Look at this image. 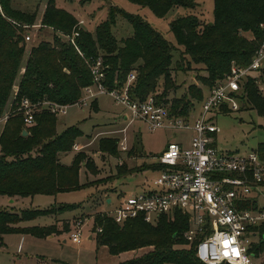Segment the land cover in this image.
<instances>
[{"label": "trees", "instance_id": "1", "mask_svg": "<svg viewBox=\"0 0 264 264\" xmlns=\"http://www.w3.org/2000/svg\"><path fill=\"white\" fill-rule=\"evenodd\" d=\"M12 0H0V196L26 197L36 194L56 195L72 191L88 184H81L80 169L85 165L96 171L90 157L84 152L75 155L71 164L62 161L61 155L70 151L76 139L82 135L77 126L58 133L56 115L46 109L35 113V125L26 127L24 117L18 112L17 101L28 98L33 103L50 101L73 105L83 95L85 86L92 83L87 59L102 55L107 69L109 87L115 80L124 83L130 71L137 73L133 93L144 100L154 96L157 102L170 103L173 116H189L192 100L203 98V87L193 83L180 97L169 98L171 90L178 88L172 75L174 54L182 46L184 62H177L178 69L191 70L192 64L201 66L207 75H196L204 86L212 87L230 72L235 62L248 65L264 39V0H214V22L203 23L193 13L171 22L176 43L168 40L159 30L138 14L111 6L108 20L99 24L95 32L79 28V20L69 11L59 8L55 0H49L43 13L41 26L51 27L53 40H42L33 45L27 60L26 28L35 24L36 15L13 9ZM150 8L164 17L173 7L195 9L196 0H129ZM118 14L133 26V35L119 43L112 32ZM58 31L74 38L75 43L62 40ZM251 32L253 38L245 33ZM79 48V50H78ZM82 53V54H81ZM22 77L18 81L20 72ZM264 79V71H263ZM164 90L157 92L159 82ZM18 83L14 104L7 111L10 98ZM246 100L264 116V93L254 79L245 84ZM7 116L6 120L5 117ZM27 130V134H23ZM99 148L118 155L119 139L102 138ZM134 147L129 151L133 152ZM264 158V142L257 150ZM35 152V155H33ZM132 154V153H131ZM146 165V166H145ZM152 170H160V163L143 164ZM118 165V174H128L133 168ZM146 168V169H147ZM257 209L258 203L248 201L240 206ZM76 207L68 205L67 208ZM52 209L0 210V240L9 233H32L47 236L56 226L21 227L23 221L53 213ZM101 213L95 217L94 231L98 246H108L110 253L118 255L142 247H152L143 255L120 260L116 264H206L200 261L193 246L188 245L184 232L189 227L187 215L175 212L173 217L161 216L156 224L141 218L129 220L120 226L111 217ZM69 229V223L64 225ZM262 238L256 251L263 255L264 224L260 227ZM187 247H178V246ZM189 246V247H188Z\"/></svg>", "mask_w": 264, "mask_h": 264}, {"label": "rangeland", "instance_id": "2", "mask_svg": "<svg viewBox=\"0 0 264 264\" xmlns=\"http://www.w3.org/2000/svg\"><path fill=\"white\" fill-rule=\"evenodd\" d=\"M48 1L12 0L11 4L15 10L34 13L36 15L35 24H39L42 22ZM196 3L198 5L195 9L182 6L173 7L164 17H159L150 8L129 0H55L57 7L71 12L79 21H84L82 26H78L79 28L83 27L95 32L99 24L108 20L110 8L114 5L127 12L140 15L175 44L177 43L171 31V22L178 17L193 13L203 23L211 24L214 22V0H196ZM54 31L51 27L31 29L32 39L26 41L23 63L27 60L33 45L42 40H53ZM58 32L62 40L71 42L68 39V34ZM112 32L116 40L121 43L124 38L132 36L134 30L132 24L124 16L118 14L115 23L112 25ZM245 35L251 39L254 36L251 32H246ZM177 47L178 51L175 52L173 59L172 75L178 88L176 91H170L169 98L183 96L193 83L203 87V98L200 100L191 99L193 104L188 119L193 124L194 118L200 115L202 103L210 91L209 86H204L195 77L197 74L207 75V72L197 64H192L193 69L191 70L178 69L177 62L183 63L185 59L181 55L183 47L179 45ZM100 53L106 55L102 51ZM21 77L22 71L18 81ZM260 79V87L264 93L263 76ZM17 87L18 83L14 87L7 111L14 104ZM157 88V92L164 90L163 80L159 82ZM19 103L20 101L16 103L17 110H19ZM240 104L239 110L230 113H218L214 118L219 128L216 133V144L222 150L245 153L253 149L258 150L259 144L264 142V116L259 114L257 109L246 99L241 100ZM122 110V107L115 104L112 97L101 95L90 100L88 106L70 105L65 115L57 117L58 133L63 132L68 127L77 126L82 135L76 139V142L82 145L87 142L91 144L78 152L72 148L63 153L61 156L64 163L71 164L77 153L84 152L90 157L96 171H91L84 162L80 169V181L81 184H85L86 180H89L88 184L77 190L60 192L58 195L36 194L18 197L13 203H10V199L7 197L0 196V210H46L55 207L56 211L53 213L23 221L19 226L26 228L56 226L57 229L47 236L20 232L4 235L2 241L0 240V264H116L126 258L141 256L152 249V247L147 246L113 255L108 246L103 245L106 251L97 254L96 236H93L94 238L91 240L89 236L95 226L97 215L105 213L106 210L112 214V211L119 206L123 198L150 188L147 181H152L158 173L152 169H146V165L141 168L142 165L156 163L158 155L169 142H179L188 146L192 131L168 128L151 131L143 121L135 120L127 127L126 132H116L127 124L120 116ZM4 124V121L0 122V133ZM124 137H127L129 151L134 147L132 154L128 151L120 152L115 156L99 148V140L102 138H116L119 139L120 143ZM119 158L123 160L125 168H133L134 170L128 174L119 175ZM107 196L112 200L111 204H105ZM257 197L259 198V208H264V194ZM68 205L76 207L72 206L73 208L66 209ZM91 216L94 217V221L88 220ZM78 220L83 222L82 238L80 243L73 244L70 236L74 228L73 230L71 228L75 226V222ZM68 222L71 223L69 229L64 227Z\"/></svg>", "mask_w": 264, "mask_h": 264}, {"label": "built area", "instance_id": "3", "mask_svg": "<svg viewBox=\"0 0 264 264\" xmlns=\"http://www.w3.org/2000/svg\"><path fill=\"white\" fill-rule=\"evenodd\" d=\"M83 24L81 20L78 26ZM24 27L25 39L29 41L31 29L37 27L35 24ZM261 27L264 29V23ZM68 39L75 43L72 36L68 35ZM87 64L92 83L84 87L82 97L74 104L88 106L90 100L109 95L125 111L129 123L141 120L151 131L160 128L192 131L188 146L169 142L158 155L157 163L164 167L152 181H147L149 189L123 198L112 214L108 210L105 213L117 224L124 225L136 218L155 224L161 216L173 217L179 211L188 217L189 227L184 238L194 247L200 261L206 264H261L263 255L255 249L261 242L260 227L264 224V208H259L257 197L264 194V158L255 149L239 153L219 148L216 144L219 128L214 118L218 113L240 109L249 79H254L263 92L260 77L264 71V39L248 65L234 62L230 72L210 87L201 113L194 118L193 124L189 122V116H173L170 103L157 102L152 95L144 100L135 96V71L128 73L124 83L115 80L109 87V65L103 56L87 59ZM69 106L47 100L33 103L23 98L18 111L24 117L25 126L31 127L35 125L37 111L46 109L58 117L65 115ZM73 148L79 150L80 146L75 143ZM119 149L127 151L126 137L120 141ZM248 201L257 202L258 208L240 206ZM111 203L112 200L105 199V204ZM82 227V220H78L71 232V240L76 244L81 242ZM100 231L102 229L98 228L95 233Z\"/></svg>", "mask_w": 264, "mask_h": 264}, {"label": "crops", "instance_id": "4", "mask_svg": "<svg viewBox=\"0 0 264 264\" xmlns=\"http://www.w3.org/2000/svg\"><path fill=\"white\" fill-rule=\"evenodd\" d=\"M36 25V27L37 28H40V27H42L41 25V23H39V24H35ZM120 116H121V118L127 123L125 126H124V128H122V129H120V130H117L116 132H126V129H127V127L128 126H130V124L131 123H129L128 122V120L126 119V117H125V111L124 110H122L121 111V113H120ZM127 138V137H126ZM121 141V140H120ZM76 143H78L79 144V146H80V149L79 150H75L74 148H73V150L74 151H76V152H78V151H81V150H83L84 148H86V147H88V146H90L91 144L90 143H84L83 145L82 144H80L79 142H76ZM164 150V149H163ZM129 151V146H128V149H127V151H121V149H120V152H128ZM61 159H62V156H61ZM119 160H120V158H119ZM63 161V160H62ZM64 162V161H63ZM66 164H68V163H66ZM123 164V163H122ZM118 165H121L120 163L118 164ZM148 169V168H147ZM144 170H146V169H144ZM154 171H156L157 173H158V171L159 170H154ZM89 180H86V182H88ZM56 195H58V194H56ZM5 197H7V199H10L9 200V202L10 203H13V202H15L16 201V199L18 198V197H14V198H10V197H8V196H5ZM107 200H111L110 198H109V196H107ZM90 211V210H89ZM88 220H92V221H94V217L93 216H91L90 218H88ZM69 223V222H68ZM71 224V223H70ZM70 224H69V228H70ZM74 224V223H73ZM73 228H74V226H72V230H73ZM93 236H96V233H95V231H94V229L92 228V232H91V234H90V236H89V239L91 240V239H93L94 237ZM70 240H71V236H70ZM71 242L73 243V244H76V243H74L72 240H71ZM98 245V244H97ZM105 246H97V254H100L101 252H105L106 251V248H104ZM102 249H105V250H102ZM98 256V255H97Z\"/></svg>", "mask_w": 264, "mask_h": 264}, {"label": "water", "instance_id": "5", "mask_svg": "<svg viewBox=\"0 0 264 264\" xmlns=\"http://www.w3.org/2000/svg\"><path fill=\"white\" fill-rule=\"evenodd\" d=\"M23 134H27V130H24ZM110 201V200H109ZM226 264H229V263H226Z\"/></svg>", "mask_w": 264, "mask_h": 264}]
</instances>
